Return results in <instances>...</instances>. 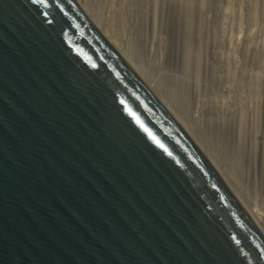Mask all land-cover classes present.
I'll list each match as a JSON object with an SVG mask.
<instances>
[{
	"label": "water",
	"instance_id": "95a60500",
	"mask_svg": "<svg viewBox=\"0 0 264 264\" xmlns=\"http://www.w3.org/2000/svg\"><path fill=\"white\" fill-rule=\"evenodd\" d=\"M0 264H264V222L82 0H0Z\"/></svg>",
	"mask_w": 264,
	"mask_h": 264
},
{
	"label": "bare ground",
	"instance_id": "6f19581e",
	"mask_svg": "<svg viewBox=\"0 0 264 264\" xmlns=\"http://www.w3.org/2000/svg\"><path fill=\"white\" fill-rule=\"evenodd\" d=\"M82 1L94 14L96 20L101 25H105L104 27L106 31L108 33L110 32V34H112V36H114L122 46L129 50L128 53H130V56L133 55L134 58L139 60L138 63H141V65L145 67V70L144 67L143 69L141 68L143 74L147 71L148 76L150 75V77H153L154 80L157 78L156 81L159 86L156 87L157 91L159 88L161 92L166 94L167 97L171 99L170 101L173 103L175 102V105L183 113V117L192 126L204 143H206L218 163L229 175L239 194L243 195V200L246 199L247 203L258 211L259 216L264 222V148L261 152L255 149V152L252 153L253 156H247L248 161L246 162V159H242V155L236 145L237 142L235 143L233 140V136L236 135L232 136V129L235 126H233V123L238 116H241L244 113L252 114L251 112L258 114L259 112L257 111L260 109L263 111V114L261 113L262 115H260L264 118V41H258L256 35L253 34L255 35L254 37L258 41L257 42L253 35L246 32L243 24L244 22L242 20H235L229 9L220 10L221 8L219 7V9L215 2V5L211 4V12L210 10L209 12L213 19L212 21L214 26H216V28H214L221 36L219 40L221 41L220 47H222V49H219L222 50L221 53H224L225 51L227 54V60H231L230 65L233 64L230 69L234 74V78L236 79L237 75L240 80L235 83V79L232 80L233 75L230 70V74L232 75L231 80L234 81L233 83L235 85L225 83L221 92L219 91L216 94V91L212 93L214 90L211 92L206 90L209 92L207 93L205 91V89L208 88L206 87V82L201 81V79L198 78V83L194 86L196 89L192 90V88H187L180 78L181 75L178 72L177 64H175L177 51H173V53H175L173 54L169 49L171 45L169 48L166 46L167 43L171 42L166 43V41H164L165 38L163 39L164 35H160L158 30H154L150 34L147 29L145 30L144 26L143 29L146 33H144L143 30L141 31L142 27L140 24L145 21H140L139 18H141L145 10L141 12L140 3L142 2L140 0ZM154 1L152 2L154 3ZM184 1L182 0V2ZM189 1L188 3H190ZM195 1H198L200 4H204L205 2V0ZM166 2H168V0ZM209 2L207 1L208 4ZM186 3L187 2L185 1L184 4ZM157 4L159 5V2L155 5L157 6ZM205 5L206 2L204 6ZM184 6L185 5H183V7ZM204 6L202 5V7ZM185 9H183V11H185ZM153 10L155 12V9ZM146 13L147 12L144 14L147 15ZM184 13L185 12H183V14ZM200 13L201 11L198 14ZM201 14L200 16H203V13ZM145 19L147 18H144L143 16V20ZM157 19L158 17L155 18V22L153 24L154 29L159 27L156 22ZM169 52L173 54V56L176 55V57L174 58L172 55L170 56ZM216 52V55H219L218 52L220 51ZM221 56L219 58H221ZM224 65L227 66L228 64ZM230 65H228V67ZM225 68L228 70L227 67ZM230 74L228 71V76ZM234 86H236L235 91ZM172 87L176 90H173ZM235 92L238 93L239 99L235 95ZM246 126L248 128V125ZM259 134L260 133L258 132L253 139L255 148L257 146L259 147L261 143L264 145V134ZM236 140L237 138L235 141ZM250 140L251 139H249V141ZM240 141L238 142L239 144L241 143ZM239 149L241 150L242 148ZM250 151H252V149L249 150V154ZM246 153L247 152H245V154Z\"/></svg>",
	"mask_w": 264,
	"mask_h": 264
},
{
	"label": "rangeland",
	"instance_id": "374dc122",
	"mask_svg": "<svg viewBox=\"0 0 264 264\" xmlns=\"http://www.w3.org/2000/svg\"><path fill=\"white\" fill-rule=\"evenodd\" d=\"M140 1L142 2V3H140L141 12L144 10H145L144 13L147 12L146 13L147 15H145L143 13L141 18H139L140 21H145V22H142L140 24L142 27L141 31L143 30L144 33H146L145 30L147 29V31L151 34L154 30H158L160 35L161 34L164 35L163 39L165 38L164 41H166V43L167 42L173 43V44L167 43L166 46H167V48H169L171 45V47L169 49H170L171 53H173V51L174 52L177 51L176 52L177 57H176V55L173 56V54H175V53L171 54L169 52L170 56L172 55V57L177 58L175 64H177L178 72L181 75L180 78L182 79L184 85L187 88H192V90L196 89L194 86L197 85V83H198L197 79L198 78H200L201 81L206 82V84H207L206 87H208V88H206L205 91L208 90L211 92L214 90L212 93H214L216 91V94L219 91L221 92V89L225 83H227V84L230 83V85H235L233 83L234 81H232L235 79L234 74H233L232 70L230 69L231 65H233V64L230 65L231 60H227V54L225 53L224 50H223L224 53L223 52H222L223 54L221 53L222 47H220L221 41L219 40L221 38V36H220V34H218V31L215 29L216 26H214L213 21H212L213 19L210 15L212 5H215V3H216L217 7L221 8V9L219 8L220 10L229 9L231 11V13L233 14V18L235 20H242L244 22L243 24L245 26L246 32H249L251 35L255 34L258 41H260V40L264 41V0H215V1L214 0H205V2H206L205 6H204L205 2H204V4H200L198 1H195V0H193V1L188 0L190 3H188V1L185 0L188 3V5H187V3L184 4L185 3L184 0H183L184 2H182V0L181 1L180 0H177V1L176 0H168V2H166L167 0H155V1L152 0V1H154V3L150 0H148V1L147 0H140ZM207 1L208 2L211 1V2H209V4H208ZM158 2H159V5L157 4V6H156L155 4ZM169 3H170V5H169ZM194 3H197V4H194ZM183 5H185L184 7L186 9L183 7ZM202 5L204 7H202ZM181 7H182V9H181ZM153 9H155V12ZM183 9H185V11H183ZM181 10L185 13L187 11V13L183 14V12ZM209 10H210V12H209ZM198 11L199 12L201 11V13H203V16H200L201 13L198 14L199 13ZM182 14H183V16H182ZM155 15H156V17H158L156 22L158 23L157 25H159V27L154 29L153 24H154L155 18H156ZM187 15H188V17H187ZM143 16H144V18L146 17L147 19L143 20ZM201 17H203V18H201ZM144 23H146V24H144ZM144 26H145V30L143 29ZM217 34L219 35V38H218ZM255 35H253V37ZM256 38H255V40H256ZM260 38H262V39H260ZM166 39H168L169 41ZM219 48H221V49H219ZM126 51L128 52L129 50L126 49ZM216 51H220V52H218V54L220 56L221 55H225V56H221V58H219L220 56L216 55L217 54ZM213 52H215V53H213ZM131 57L134 60H136L135 61L136 63L139 62V60L134 58L133 55H131ZM223 57H225V58H223ZM224 59H226V60H224ZM228 59H230V58H228ZM227 61H229V62H227ZM225 62H227V63H225ZM224 64H226V65L228 64L230 66L228 67V65L225 66ZM138 65L140 68L143 69L144 66H142L141 63L140 64L138 63ZM225 67H227L228 70H226ZM144 70H145V67H144ZM230 70H231V73L233 75V78L231 77L232 75L230 74ZM228 71L230 74L229 76H228ZM144 73H145L144 76L147 79L149 78V81L153 79L150 82H152V85L156 88L158 86L157 81H156L157 78L154 80L153 77H150V75L149 76L147 75L148 74L147 71H145ZM237 77L238 76L236 75L235 83L239 82L238 80H240L239 77H238V79H237ZM231 78H232V80H231ZM200 85H201V83H200ZM235 88H236V86H234V91L236 90ZM173 90H176V89L173 88ZM208 91H206V92L209 93ZM158 92H160L163 95V97L165 98V100L179 114H181L183 116V113L175 105V102L173 103L172 101H170L171 99H169V97H167L166 94L161 92L159 90V88H158ZM235 95L237 96V98L239 97L237 92H235ZM257 112H259V113L258 114H256L255 112H251L252 114L244 113L241 116H238L233 123V126L235 125L234 127H236V128L233 127V129H235V130L232 129V132H233L232 136L233 135L238 136V134H239L238 137L233 136V138H234L233 140L235 143L236 142L238 143L241 140L240 141L241 143L240 144L238 143L239 145L236 143V145L238 146V150H239L240 154L242 155V159L243 160L246 159L245 160L246 162L248 161L247 156H249V155L253 156L252 153L255 152V149L257 151L259 150L261 152V150L263 151V148H264V145L262 143L259 145V147L257 146L256 148H255V144L253 143V139H254L255 135L258 134V132L260 134H264V118H262L263 116H261L263 114V111L259 109ZM259 120H261V121H259ZM235 123H237V124H235ZM246 125H248L249 129L247 128ZM251 129L253 132L251 131ZM260 130H261V132H260ZM262 130H263V132H262ZM236 138H237V140L235 141ZM248 138L251 140L249 141ZM204 144L206 145V143H204ZM206 147H207V145H206ZM239 148H242V149L240 150ZM250 149H252V151H250V154H249ZM245 152H247V153L245 154ZM240 195L243 198V195L242 194H240ZM244 201H246V199H244Z\"/></svg>",
	"mask_w": 264,
	"mask_h": 264
}]
</instances>
